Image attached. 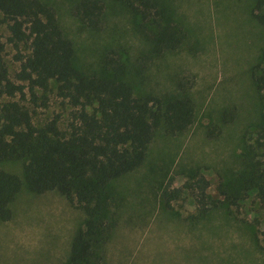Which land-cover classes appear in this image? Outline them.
<instances>
[{"label": "rangeland", "instance_id": "obj_1", "mask_svg": "<svg viewBox=\"0 0 264 264\" xmlns=\"http://www.w3.org/2000/svg\"><path fill=\"white\" fill-rule=\"evenodd\" d=\"M43 1L56 9L76 64L87 74L123 79L136 95H178L183 82L195 103L185 131L159 129L143 163L109 183L107 236L84 264H264V203L238 179L246 164L264 171V96L252 75L264 50V23L253 16L254 0H159L168 20L186 33L180 48L159 56L150 42L158 25L122 0H105L101 30L83 25L73 0ZM2 18L0 13L4 56L15 79L18 49ZM20 50L26 51L24 44ZM35 91L39 98L28 92L22 102L36 126L58 116L66 127L74 108L58 96L57 82ZM2 167L23 183L11 219L0 220V264H69L86 212L57 190H30L21 159L5 160ZM195 169L219 202L197 219L194 192L184 186Z\"/></svg>", "mask_w": 264, "mask_h": 264}, {"label": "trees", "instance_id": "obj_2", "mask_svg": "<svg viewBox=\"0 0 264 264\" xmlns=\"http://www.w3.org/2000/svg\"><path fill=\"white\" fill-rule=\"evenodd\" d=\"M73 1V14L86 28L103 29L105 0ZM122 1L143 20L158 25L150 37L153 54L180 48L186 33L168 20L159 0ZM0 13L10 31L8 41L18 49L15 59L20 62L13 79L0 37V220L11 219V203L23 183L18 175L4 170L2 163L21 159L30 190H57L86 212L69 255V264H84L107 236L104 217L109 183L143 163L159 129L173 134L185 131L195 113V103L183 82L178 95H136L123 79L105 72L87 74L76 64L74 44L65 35L56 9L43 0H0ZM252 13L264 23V0H254ZM21 44L25 52L20 50ZM105 64H111L110 60ZM252 75L264 96V50ZM52 81L57 82L58 96L74 108L66 127L60 126L58 116L36 126L22 102L28 92L33 100L39 98L35 90L48 91ZM261 135L264 137V128ZM238 179L245 191H256L264 203V171L256 163L246 164ZM208 185L199 169L192 170L184 184L194 192L199 210L194 219L219 204L208 194ZM221 191L228 194L223 187Z\"/></svg>", "mask_w": 264, "mask_h": 264}]
</instances>
